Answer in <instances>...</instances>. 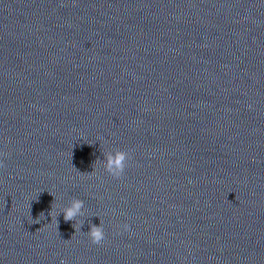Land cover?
<instances>
[{"label": "water", "instance_id": "1", "mask_svg": "<svg viewBox=\"0 0 264 264\" xmlns=\"http://www.w3.org/2000/svg\"><path fill=\"white\" fill-rule=\"evenodd\" d=\"M0 153V264H264V0H0Z\"/></svg>", "mask_w": 264, "mask_h": 264}, {"label": "clouds", "instance_id": "2", "mask_svg": "<svg viewBox=\"0 0 264 264\" xmlns=\"http://www.w3.org/2000/svg\"><path fill=\"white\" fill-rule=\"evenodd\" d=\"M2 153H0V157H2ZM130 159V153L127 150L118 148L114 152H109L106 158L105 170L111 174L112 176L119 178L123 175L128 161ZM6 167L5 161L0 158V168ZM50 194V193H49ZM51 195V194H50ZM84 208V200L80 198H74L70 205L63 208L59 213V216L63 214L65 222L74 221L78 216L83 215ZM75 228V224H73ZM130 225L125 223L123 225V230L127 231L130 229ZM91 243L99 245L102 244L106 238V233L103 227V223L101 222L99 225L92 224L90 226V230L87 232ZM60 264H67V261L61 260Z\"/></svg>", "mask_w": 264, "mask_h": 264}]
</instances>
